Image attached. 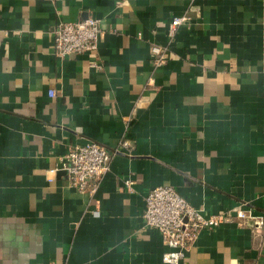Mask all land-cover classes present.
I'll list each match as a JSON object with an SVG mask.
<instances>
[{
	"label": "crops",
	"instance_id": "obj_1",
	"mask_svg": "<svg viewBox=\"0 0 264 264\" xmlns=\"http://www.w3.org/2000/svg\"><path fill=\"white\" fill-rule=\"evenodd\" d=\"M88 18L98 48L57 57L52 31ZM88 141L113 154L94 195L52 172ZM160 185L229 216L187 264H264V225L236 216L264 221V0H0V264H166Z\"/></svg>",
	"mask_w": 264,
	"mask_h": 264
},
{
	"label": "built area",
	"instance_id": "obj_2",
	"mask_svg": "<svg viewBox=\"0 0 264 264\" xmlns=\"http://www.w3.org/2000/svg\"><path fill=\"white\" fill-rule=\"evenodd\" d=\"M185 17H177L173 25H181ZM56 56L64 58L73 54L94 51L103 30L100 21L88 18L77 22H62L52 31ZM154 64L158 67L167 64L168 53L160 46L152 47ZM55 91H50L54 97ZM129 143L124 141L120 148H127ZM113 154L102 144L88 141L76 145L61 158L60 168L52 172L66 170L68 181L72 187L81 193L94 195L110 169ZM125 187L132 192L135 182L131 179L124 181ZM241 222L255 219L256 225H264L262 218L254 217L252 210L236 211ZM231 217V216H230ZM144 218L146 224L157 230L163 238L167 251L163 254L166 264H187L185 252L205 230L217 229L229 220V216L217 213L208 214L203 208L192 205L180 192L171 185H160L151 189L145 196Z\"/></svg>",
	"mask_w": 264,
	"mask_h": 264
},
{
	"label": "water",
	"instance_id": "obj_3",
	"mask_svg": "<svg viewBox=\"0 0 264 264\" xmlns=\"http://www.w3.org/2000/svg\"><path fill=\"white\" fill-rule=\"evenodd\" d=\"M63 171H65V172H66V170H63Z\"/></svg>",
	"mask_w": 264,
	"mask_h": 264
}]
</instances>
